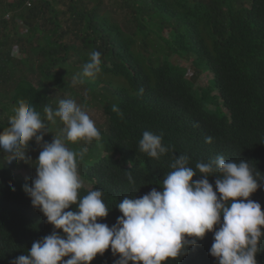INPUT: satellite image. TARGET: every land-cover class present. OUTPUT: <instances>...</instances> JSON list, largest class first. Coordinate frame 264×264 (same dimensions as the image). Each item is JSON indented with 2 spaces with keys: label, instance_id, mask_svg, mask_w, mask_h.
<instances>
[{
  "label": "trees",
  "instance_id": "16d2710c",
  "mask_svg": "<svg viewBox=\"0 0 264 264\" xmlns=\"http://www.w3.org/2000/svg\"><path fill=\"white\" fill-rule=\"evenodd\" d=\"M111 2L128 11L131 26L114 17L104 0H0V88L15 109L26 100L41 114L48 131L44 141L50 143V132L59 136L64 128L44 112L58 108L56 91L76 94L83 104L102 110L99 141L67 144L73 151L87 148L77 163L91 185H83L79 195L103 190L110 211L98 222L114 225L122 215L116 206L126 196L162 191L164 176L181 154L193 169L222 155L249 162L264 177V0ZM69 32L79 43L64 41ZM92 51L101 53V71L88 78L82 67ZM175 56L190 59V68ZM202 66L212 74L205 87L196 86ZM1 106L7 104L0 98ZM13 112L0 111V131L9 126ZM145 131L161 136L169 151L158 159L141 151ZM35 147L42 150L33 139L24 165L35 161L27 153ZM13 174H0V264L28 255L34 241L53 231L63 234L24 191L36 172ZM216 178L208 177L214 190ZM258 183L262 186L250 199L264 211V182ZM213 238L208 232L185 255L164 264H218L209 254ZM260 247L256 259L264 264V239ZM118 259L109 248L91 264Z\"/></svg>",
  "mask_w": 264,
  "mask_h": 264
},
{
  "label": "clouds",
  "instance_id": "9594fccd",
  "mask_svg": "<svg viewBox=\"0 0 264 264\" xmlns=\"http://www.w3.org/2000/svg\"><path fill=\"white\" fill-rule=\"evenodd\" d=\"M101 63V53L92 51L82 75L95 78ZM14 112L9 126L0 131V149L12 153L9 162L25 161L30 141L35 139L41 146L36 175L24 191L32 206L63 234L53 231L34 241L28 255H20L13 264H91L109 248L114 256L119 255L115 264H164L169 258L185 255L208 232L214 237L209 254L218 264H258L264 211L250 196L262 186L258 180L264 182V177L249 162L226 160L221 155L198 162L193 169L189 157L181 154L164 176L162 191L152 188L141 197H124L116 206L122 215L109 227L98 222L110 211L102 199L103 190L79 195L83 181L77 161L87 148L73 151L67 146L68 142L100 140L101 133L89 114L74 99L60 100L55 110L45 107L48 121L59 117L64 124L61 134L49 143L44 141L47 125L28 101H19ZM139 147L156 159L169 151L161 136L148 131ZM196 175L201 178L193 180ZM213 175L217 177L215 190L208 179ZM72 205L75 210H68Z\"/></svg>",
  "mask_w": 264,
  "mask_h": 264
},
{
  "label": "rangeland",
  "instance_id": "374dc122",
  "mask_svg": "<svg viewBox=\"0 0 264 264\" xmlns=\"http://www.w3.org/2000/svg\"><path fill=\"white\" fill-rule=\"evenodd\" d=\"M104 5L108 8H112L111 12L113 13L114 17H117L118 20H120V22L123 25L126 26H131L130 23V18L131 16L129 15L128 11L123 10L122 8H117L115 6H113L111 0H104ZM59 6H61V4H59ZM9 15H12V12L8 13ZM24 30V29H23ZM167 32V31H166ZM164 34L165 33L164 31ZM65 42L71 43H79V41L77 40L76 37H73V35L69 32L67 33V35L64 38ZM137 46L141 45V39L138 37L137 39ZM16 48V47H15ZM13 48V49H15ZM17 54V51H16ZM70 54L72 55V53L70 52ZM23 56V55H21ZM73 56V55H72ZM175 59L182 64L184 67H187L188 69L190 68V59L186 58V57H178L175 56ZM205 66L200 67L201 69V74H199L197 81H196V86H201V87H205L207 85V81H209V79L212 78V74L210 72H208L207 69H205ZM193 71L192 69H190L188 71L189 76L192 75ZM78 91V89H76ZM82 93V92H81ZM213 93H216L215 90H213ZM57 102V104H59V101L61 99H74L78 105H80L90 116V118L95 122V126H98L99 124H103L105 121L104 115L102 113V110L99 109L98 107L94 106V105H87V104H83L81 102V99L79 96H77L76 94H71L69 92H62L61 90H58L55 92V94H52ZM7 93L4 91V88H0V98L7 104V106H1L0 107V111L5 112V114L11 113L15 110V108L13 107V105L10 103V101L7 100ZM52 101V104L54 103V101ZM15 114V112H13V115ZM3 118V116L0 114V121ZM59 117H55L54 118V123L55 122H59L62 123V121L59 120ZM63 124V123H62ZM52 131L50 132V138H51V142L54 138V136H57L56 134H51ZM29 152H27L29 154V156L31 158H34V162L29 163L28 161L26 163H29L28 165H24V161H10L9 159L12 156V153H8L5 152L3 149H0V174L3 176H13L15 172L21 173L22 175H24L25 177L31 173H35L36 172V166H37V158L39 156L40 150L39 148L35 147L31 150H28ZM79 172V170H78ZM79 175L83 181V185L85 187H89V185H91L90 181L87 180L81 172H79Z\"/></svg>",
  "mask_w": 264,
  "mask_h": 264
},
{
  "label": "built area",
  "instance_id": "2783aa9c",
  "mask_svg": "<svg viewBox=\"0 0 264 264\" xmlns=\"http://www.w3.org/2000/svg\"><path fill=\"white\" fill-rule=\"evenodd\" d=\"M5 17L8 18L9 17V14H6Z\"/></svg>",
  "mask_w": 264,
  "mask_h": 264
}]
</instances>
